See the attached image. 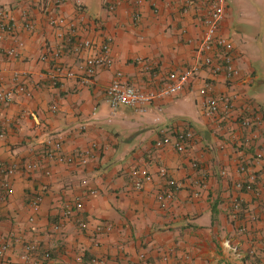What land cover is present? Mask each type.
Returning a JSON list of instances; mask_svg holds the SVG:
<instances>
[{"label": "crops", "instance_id": "crops-1", "mask_svg": "<svg viewBox=\"0 0 264 264\" xmlns=\"http://www.w3.org/2000/svg\"><path fill=\"white\" fill-rule=\"evenodd\" d=\"M21 1L0 0V9ZM37 1L30 8L37 29L17 31L25 43L21 55L2 54L14 40L0 39V90L12 85L15 71L26 83L25 93L0 107V161L18 167L7 177L9 194L0 182V234L19 239L0 264H21L23 245L31 242L40 251L34 264H142V254L156 264H264V225L249 221L251 215L264 218V202L234 188L244 178L238 172L241 162L264 171V50L261 56L249 55L237 44L230 2L221 30L234 42L241 77L230 83L202 69L173 97L157 99L144 109H113L105 91L118 71L137 89L148 90L168 83L171 73L196 61L200 18L211 0H202L187 13L182 11L184 0H146L138 22L132 18L138 9L135 0H120L114 12L108 10L107 0H67L53 6L55 14L83 16L80 38H113V64L99 67L88 82L80 70L85 51L67 44L56 85L46 77L51 64L40 55L62 39L47 25L43 3L49 0ZM205 79L212 80L215 93L236 97L238 117L254 113L261 122L244 129L237 120L207 118L199 93ZM178 129L196 134L187 152L156 147L164 131ZM53 139L62 141L66 155L92 143L98 148L86 165L57 163L45 159L46 141ZM29 163L36 169L28 173L23 167ZM144 167L150 180L135 175ZM161 168L180 183L165 208L157 200L168 190ZM137 181L143 183L141 189L135 187ZM35 194L43 195L37 213L30 205ZM236 196L245 201L242 221L232 218ZM76 200L82 208L65 214L64 207ZM170 248L177 252L164 263L161 256ZM42 251H49L51 259H43ZM186 252L191 253L189 260L182 259Z\"/></svg>", "mask_w": 264, "mask_h": 264}, {"label": "built area", "instance_id": "built-area-1", "mask_svg": "<svg viewBox=\"0 0 264 264\" xmlns=\"http://www.w3.org/2000/svg\"><path fill=\"white\" fill-rule=\"evenodd\" d=\"M67 0H49L45 4L47 25L54 28L59 33L62 39L58 47L46 50L41 55L42 61L49 62L51 69L46 72V77L50 78L54 85L58 83L59 77L62 75L63 63L62 54L64 47L69 43L75 44V51H85L86 55L84 61L80 64V70L83 74L85 81H90L96 74L99 67L111 66L113 58L111 55V43L113 38L110 35H105L104 39L96 41L91 38H80L79 29L80 24L85 20L82 15L77 17H66L61 14L53 12V6H58ZM120 0H107V8L109 11L114 12ZM202 0H184L182 11L184 13L197 9L201 6ZM146 0H135L138 9L132 14L135 22H138L141 17V6ZM37 0H22L21 3L14 7L0 9V39L7 37L14 40V44L8 48L2 49L1 53L10 58H16L21 55V51L25 47L23 40L17 37L19 27H22L26 32L33 33L37 27V20L31 15L30 8L32 5H38ZM228 0H211L206 6L200 18L201 22V35L197 41L195 48L196 61L184 67L180 72H173L169 75V82L160 85L159 87L151 88L148 90H140L134 87L124 76L121 71L115 74V77L106 88V97L110 106L117 109L122 106L134 107L144 109L147 105L153 103L157 99L173 97L182 90L184 85L188 83L189 79L202 69L208 70L211 76L217 77L223 75L226 81L233 83L241 77V69L236 63V54L233 40L222 32L221 25L224 21L228 9ZM152 8L157 14L160 8L156 2H152ZM72 75V73H69ZM26 92V83L23 74L20 71L13 73V83L9 88H2L0 90V107L2 103L10 102L14 99L17 93ZM199 93L203 96V114L210 119H217L221 122H231L237 120L244 129L252 128L261 122L257 114L247 113L241 117L236 115V97L232 96L229 92L215 93L214 84L211 79H205L203 85L199 89ZM52 111H56L57 106L51 107ZM1 112V108H0ZM196 134L192 129H178L172 133H166L161 138L156 140L155 145L157 148L171 146L179 153H185L189 147L194 143ZM98 148V144L92 143L90 147L79 150L72 155H66L63 151V143L60 139H53L46 141L45 159L55 161L63 164H79L86 165L94 156V151ZM198 163L193 162V167H197ZM16 165H8L0 161V182L9 194L12 190V185L7 177L14 174L17 170ZM23 169L25 172H32L36 169L35 164H25ZM238 172L244 174V178L237 180L234 183L236 191L242 193H251L258 197L261 202H264V171L255 170L250 163L241 162L238 167ZM49 174L50 172L47 171ZM160 176L165 179L168 186L166 195L158 194L157 200L162 208L167 207V201L173 195L174 190L180 187V183L170 177L165 168L160 169ZM142 175L146 180H150L151 176L148 170H137L135 175ZM222 175L226 176L228 172L223 170ZM205 186V184H204ZM137 189L143 187L141 181L135 184ZM43 200V195L35 194L31 198L30 205L33 213L40 210V205ZM244 199L236 196L232 201V218L233 220L242 221L241 215L244 212ZM83 204L81 201L76 200L74 204L64 207L65 214L72 213L73 209L80 210ZM264 216V215H263ZM34 217L31 216L30 220L33 221ZM249 221L254 224L261 221L264 225V218H259L257 215H251ZM110 228V225H108ZM243 230V227L240 228ZM14 241H19L18 238L5 237L0 234V258L4 257L10 250ZM175 248L166 250L161 260L168 263L176 254ZM39 247L37 243H26L23 245L22 253L20 254L21 264H34L39 261ZM41 256L45 260L51 259L49 251H42ZM142 264H156L154 261L148 260L142 254ZM191 253H184L183 260H189ZM11 264V263H9ZM174 264H180L177 260Z\"/></svg>", "mask_w": 264, "mask_h": 264}, {"label": "rangeland", "instance_id": "rangeland-1", "mask_svg": "<svg viewBox=\"0 0 264 264\" xmlns=\"http://www.w3.org/2000/svg\"><path fill=\"white\" fill-rule=\"evenodd\" d=\"M237 24L234 36L241 49L249 55L261 56L264 50V0H229ZM243 27L245 30L239 32Z\"/></svg>", "mask_w": 264, "mask_h": 264}, {"label": "trees", "instance_id": "trees-1", "mask_svg": "<svg viewBox=\"0 0 264 264\" xmlns=\"http://www.w3.org/2000/svg\"><path fill=\"white\" fill-rule=\"evenodd\" d=\"M51 254V253H50Z\"/></svg>", "mask_w": 264, "mask_h": 264}]
</instances>
